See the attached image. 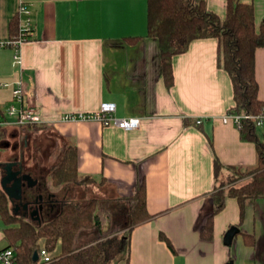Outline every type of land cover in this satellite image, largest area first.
<instances>
[{"label":"crops","instance_id":"0c3cea01","mask_svg":"<svg viewBox=\"0 0 264 264\" xmlns=\"http://www.w3.org/2000/svg\"><path fill=\"white\" fill-rule=\"evenodd\" d=\"M203 1L224 17L226 0ZM240 1L252 4L258 27L264 0ZM21 4L30 11L33 36L20 45L19 62L11 47L0 45V83H10L0 85V110L12 104L19 80L22 104L39 109L41 125L75 147L80 176L105 179L106 190L121 196L144 181L152 217L131 229L128 251L110 264H264V198L247 200L241 216L237 200L227 197L213 216L212 238L200 236L213 208V158L238 167L257 159L254 143L221 121L233 99L230 78L216 64V39L193 40L172 57L168 89L157 42L146 36L147 0H0V43L18 33L10 35L9 22L17 15L19 28ZM254 73L264 100V47L255 49ZM102 103H113L116 117L139 118L138 126L60 120ZM256 131L264 134V122ZM230 227L237 232L225 244Z\"/></svg>","mask_w":264,"mask_h":264},{"label":"trees","instance_id":"16d2710c","mask_svg":"<svg viewBox=\"0 0 264 264\" xmlns=\"http://www.w3.org/2000/svg\"><path fill=\"white\" fill-rule=\"evenodd\" d=\"M17 29L15 15L9 22L10 35ZM146 36L157 42L161 73L168 89L173 83L172 57L184 52L193 40L215 38L217 67L228 74L232 86L233 105L227 112L253 116L241 118L237 128L241 139L255 145V165L225 166L213 158V208L200 231L203 239L210 240L213 216L222 210L227 197L237 200L241 216L247 200L264 198V134H257L259 124L255 118L264 116V100L258 98L254 73L255 49L264 47V21L256 27L252 4L240 0H226L223 18L209 11L203 0H147ZM44 131L54 134L49 138ZM59 139L44 125L0 126V164L15 161L34 177L43 174L44 191L58 199L53 208L39 214L37 221L14 212L13 203L0 185L3 247L13 250L15 264H37L32 256L40 247L52 254L46 264H110L128 251L131 229L152 217L146 209L144 181L140 180L128 196L106 189L100 195L87 194L80 187L96 184L99 189L106 185L105 179L80 176L75 147ZM37 154L47 160V165H38ZM223 169L230 176L217 185ZM243 178L246 179L241 182ZM23 190V200H31L33 191L25 187ZM158 236L174 252L169 239L162 232Z\"/></svg>","mask_w":264,"mask_h":264},{"label":"built area","instance_id":"2783aa9c","mask_svg":"<svg viewBox=\"0 0 264 264\" xmlns=\"http://www.w3.org/2000/svg\"><path fill=\"white\" fill-rule=\"evenodd\" d=\"M25 14L24 19L19 23L18 33L9 38L5 43H0L1 46L11 47L13 49V58L19 62V47L33 36V28L31 25L30 11L25 4L19 7V14ZM10 83H0L1 86H8ZM24 91L19 80L15 81L13 88L12 104L4 111H0V126H16V125H31L44 123L41 118L39 109L31 105H23ZM113 103H102L97 111L92 112H67L60 116L62 121H97L103 126L115 125L125 130L136 128L140 119L137 117H116L114 115ZM253 116L238 115L233 113H225L221 117L223 123L232 122L235 126H239L241 118ZM258 124L264 122V116H256ZM201 118H197L195 123L200 124ZM52 259V254L46 251L44 247H40L38 251L37 264H46ZM0 264H15L14 252L11 248L0 246Z\"/></svg>","mask_w":264,"mask_h":264},{"label":"water","instance_id":"95a60500","mask_svg":"<svg viewBox=\"0 0 264 264\" xmlns=\"http://www.w3.org/2000/svg\"><path fill=\"white\" fill-rule=\"evenodd\" d=\"M16 164V162H5L3 164H0V167L2 171H4L0 177V185L2 189L4 190L5 194L7 195V198L10 200L11 203H13L14 212H17L18 208H22L27 212V214L30 216L31 219L39 221L40 216L39 212L41 211V205L35 206L33 209H30L28 207V202H23V189L24 187L31 188L36 185L37 180L32 178L27 173H22L20 176V171L13 172L12 167ZM15 201L17 203H15ZM15 203V204H14ZM237 232V229L235 227H230L224 234L223 241L225 244H229L234 236V234ZM38 258L37 251H34L32 260L36 261ZM227 264H232L231 262Z\"/></svg>","mask_w":264,"mask_h":264},{"label":"flooded vegetation","instance_id":"af4514ba","mask_svg":"<svg viewBox=\"0 0 264 264\" xmlns=\"http://www.w3.org/2000/svg\"><path fill=\"white\" fill-rule=\"evenodd\" d=\"M19 162H16V164L12 167V171L13 172H16V171H20V174H18V176H20L22 173H27V174H30L32 176V178L36 179L37 180V183L35 186L31 187V188H28L26 187L27 189H30L33 196H32V199L29 200H22L23 202H28V207L30 209H33L35 206H39L41 205V211L39 212L44 214L48 209H50L51 207L53 208V206H55L58 202V199L55 197V196H50L48 195L45 191H44V188H43V174H40L38 175L37 177H34L31 173L25 171V169L22 167V164H17ZM4 171H2V174ZM15 203H17L15 201ZM14 203V204H15ZM17 212H20L21 214H24L28 217H30L27 212L25 210H23L21 207L18 208Z\"/></svg>","mask_w":264,"mask_h":264},{"label":"rangeland","instance_id":"374dc122","mask_svg":"<svg viewBox=\"0 0 264 264\" xmlns=\"http://www.w3.org/2000/svg\"><path fill=\"white\" fill-rule=\"evenodd\" d=\"M53 134L54 133H52L51 131H44V135L45 136H48L49 138L50 137H52L53 136ZM46 139V138H45ZM38 141L39 140H41L40 139V137L37 139ZM33 141V140H32ZM32 141H30L31 143H30V147L32 148L33 147V142ZM58 143L60 144V141H58ZM37 163H38V165H47V160H45L44 159V157H42L40 154L38 155L37 154ZM50 161V160H49ZM230 176V172L229 171H227V170H225V169H223L221 172H220V174H219V176H218V178H217V185H220V184H222V182H225V180L227 179V177H229ZM95 185L96 184H89V185H87V187L86 188H83V187H80V189H82V190H87L88 192H87V194H95V195H100V192H98V190H100V189H106V187L105 186H102L101 188H99L98 189V187H95ZM225 185H226V183H225ZM26 188V187H25ZM80 189H78L80 192L82 191V190H80ZM96 189V190H95ZM62 190V189H61ZM57 193V192H56ZM81 193H83V192H81ZM80 193V194H81ZM1 228H2V223H1V221H0V231H1ZM3 244H4V241H2V240H0V246H3Z\"/></svg>","mask_w":264,"mask_h":264},{"label":"bare ground","instance_id":"6f19581e","mask_svg":"<svg viewBox=\"0 0 264 264\" xmlns=\"http://www.w3.org/2000/svg\"><path fill=\"white\" fill-rule=\"evenodd\" d=\"M254 119V118H253Z\"/></svg>","mask_w":264,"mask_h":264}]
</instances>
